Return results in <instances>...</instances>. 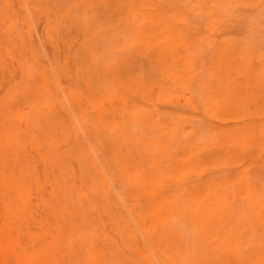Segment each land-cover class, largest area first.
Here are the masks:
<instances>
[{"label":"bare ground","instance_id":"6f19581e","mask_svg":"<svg viewBox=\"0 0 264 264\" xmlns=\"http://www.w3.org/2000/svg\"><path fill=\"white\" fill-rule=\"evenodd\" d=\"M263 28L264 0H0V264H264Z\"/></svg>","mask_w":264,"mask_h":264},{"label":"rangeland","instance_id":"374dc122","mask_svg":"<svg viewBox=\"0 0 264 264\" xmlns=\"http://www.w3.org/2000/svg\"><path fill=\"white\" fill-rule=\"evenodd\" d=\"M263 30H264V28H263ZM39 31H40V29H39ZM257 32H259V30L258 31H256L255 33L257 34ZM260 34L261 35H259V38H254L253 39V41L257 44L258 42H261L262 40V38H264V37H260V36H262V35H264L263 33H262V31L260 32ZM34 35H35V37H36V45H38L39 47H40V49H41V53H42V55H43V57H44V61L46 62V63H48V58H47V52H46V50L44 49V47H43V45H42V42H41V40H40V36H39V34H38V32L34 29ZM255 36H258V35H255ZM261 38V39H260ZM153 61V55H151L150 57H149V59H148V61H147V63H148V65L150 66V67H152V66H154V62H152Z\"/></svg>","mask_w":264,"mask_h":264}]
</instances>
